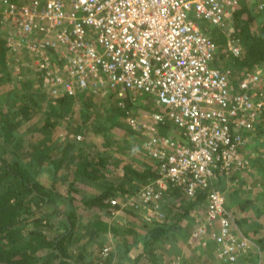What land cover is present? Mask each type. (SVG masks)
<instances>
[{"label": "built area", "instance_id": "2783aa9c", "mask_svg": "<svg viewBox=\"0 0 264 264\" xmlns=\"http://www.w3.org/2000/svg\"><path fill=\"white\" fill-rule=\"evenodd\" d=\"M243 1L0 0L3 19L12 23L8 44L35 57L53 99L81 92L114 94L120 104L127 95L158 98L160 111L131 114L128 121L159 177L111 205L155 210L169 186L189 199L205 192L206 214L192 238L213 240L224 264H236L251 240L235 226L217 182L248 168L242 149L264 110V69L237 78L217 66L220 45L207 28H219L228 51L240 55L234 19ZM109 253L104 248L98 264H119L107 260ZM172 264H181L180 257Z\"/></svg>", "mask_w": 264, "mask_h": 264}, {"label": "trees", "instance_id": "16d2710c", "mask_svg": "<svg viewBox=\"0 0 264 264\" xmlns=\"http://www.w3.org/2000/svg\"><path fill=\"white\" fill-rule=\"evenodd\" d=\"M262 3L264 0H244L235 14L234 27L236 36L241 40V53L233 55V65L221 64L226 52L224 48L219 49L215 64L231 67L237 78L244 77L247 72L264 69ZM259 18L262 19L257 21ZM0 22H3V25L0 23V72L4 69L8 71L6 75L0 73L1 80L9 79L8 63H13L12 56H24L25 48L17 51L8 44L11 25L3 19L1 7ZM4 26L7 28L1 29ZM207 31L221 47L226 44V36L216 31L215 27H208ZM28 38L35 39V36L31 34ZM24 68L22 66L21 70ZM21 73L24 75L17 79L23 90L36 91L40 87L37 86L40 82L34 79L39 74L37 67L29 69L32 78H27L24 71ZM21 92L15 91L13 95L5 93L6 99L4 95L0 96V264H98L103 261V247L110 240L108 233H119L118 227L110 222L113 211L110 200L134 193L159 177L155 160L150 158V163L139 169L134 163L111 161L108 150L96 144L95 137L103 135L104 144L109 149L111 142L107 139L106 130L114 128L118 119L127 116L135 107V99L127 95L122 99V105L121 99L113 94L118 104L109 108L110 125L103 127L90 119L91 109L101 93L63 95L45 109L44 98L37 99L33 95L24 98ZM77 104L81 105V109ZM145 110L152 112L157 107ZM79 112L82 119L77 117ZM39 114L43 116L42 121L31 126L32 119ZM133 132L131 130V134ZM37 135L41 137L35 139ZM78 135L82 139L79 140ZM141 138L137 133L135 140L141 141ZM26 139L32 142L26 144ZM253 140L255 149H263L264 110ZM45 166L50 172L47 180L41 179L39 174ZM34 168L38 169L37 172ZM121 170L124 174L120 179ZM164 195L167 198L166 205H163L164 218H157L153 224L144 222L143 230L134 232L133 243L138 247L142 245L138 259L144 255L153 259L157 252L163 253L169 244L171 251L167 252L171 256L164 263L171 264L177 258L179 249L172 245L170 238L186 239L190 236L192 227L199 224L196 222L194 225V210L205 206L206 193L200 192L196 198L188 200L181 188L169 186ZM245 207L246 204L240 205L243 210ZM86 211L91 216L85 214ZM243 220H238V224L250 237ZM126 231L134 230H124L126 242H129ZM200 241L209 246L213 240L201 237ZM260 241V247L264 249V237ZM199 245L202 248L197 255L202 259L199 264H213L212 252L208 258L204 257L206 249ZM181 264L195 262L192 258L183 257Z\"/></svg>", "mask_w": 264, "mask_h": 264}, {"label": "rangeland", "instance_id": "374dc122", "mask_svg": "<svg viewBox=\"0 0 264 264\" xmlns=\"http://www.w3.org/2000/svg\"><path fill=\"white\" fill-rule=\"evenodd\" d=\"M264 4V3H263ZM262 18H259L257 21H260ZM10 29V28H9ZM8 31V29H7ZM216 31H219L222 33V31L219 28H216ZM241 43V42H240ZM220 48H224L225 55L221 59V64L223 66H231L233 55L228 51L226 44L221 47V44L219 43ZM219 48V49H220ZM27 55L22 56L18 59L17 62H14L15 60H12L13 63L9 64V72L10 77L2 78L0 80V96L4 95V98L6 99L5 93L8 94H15V91H22L21 95L26 98L31 95H33L37 99H45L44 107L45 109H48L50 107V104H55V100L53 99L43 88L42 84H37L39 87L36 91H25L19 86V82L17 78H20L24 73H21L22 71L26 72L25 76L29 78L31 77V74L29 73V69H33L35 66L30 58H27ZM31 61V62H30ZM33 67L31 66V64ZM22 66H25L24 69L21 70ZM39 67V66H38ZM37 67V72L39 73L37 78L35 76L34 79H37L38 82L42 83V77L44 73V69ZM234 68V66H232ZM231 68V67H230ZM264 68V64H263ZM232 69V68H231ZM234 71V70H233ZM8 71L6 69L2 70L0 73L3 75H6ZM37 74V73H36ZM32 78V77H31ZM35 88V87H34ZM32 92V93H31ZM11 97V96H10ZM118 99V98H117ZM114 98L110 94H104V95H98L96 98V105H94L91 109V121L95 120L96 123H98L100 126L106 127L110 125V109L114 106H117L118 100ZM80 104V103H79ZM77 104L76 106L81 109V105L79 106ZM123 105V104H122ZM150 107H162V104L158 100V98L153 94H140L136 96L135 98V107L125 116V118L118 119L117 123L114 128L106 130L107 132V139L110 140V146L109 149H107V145L104 144V136L99 135L96 136V144L99 146V148L103 150H108V158L110 157L112 160H119L122 161V164L125 162H130L136 164L137 168L144 169L146 163H150V158L144 153L142 149V142L143 138H141V141L135 140L136 134H131V127L129 125V115L131 114H140L141 112L147 111L145 109ZM6 108V107H5ZM144 109V110H143ZM78 118L82 119L81 112L77 114ZM43 119V116L41 114L36 115L32 119L31 126L37 125L36 122H41ZM68 118L67 120H69ZM169 130V129H168ZM167 130V131H168ZM133 131V130H132ZM174 134V132H173ZM41 135H37L35 139L40 138ZM140 137V136H139ZM142 137V136H141ZM32 140L26 139L24 143L28 144L31 143ZM253 137L248 142L247 147L245 148L244 155L248 158L249 165L246 170H243L241 172H233L231 174H223L222 177L219 179L217 185L218 187L225 192L226 198H227V205L228 209L230 210L232 217L235 221V226L243 232V229L239 226L238 220L245 221L244 225L246 226V229L250 233V240H251V247L249 251L242 256L236 264H264V249L260 247L261 245V239L264 237V147L263 149H255ZM32 145V144H31ZM24 157V156H23ZM67 168V166H65ZM35 172H37V168ZM48 168L45 166L43 169V172H39L41 179L47 180L46 177L49 176L48 174ZM66 172L68 171L65 170ZM119 172V171H118ZM121 176L118 178H122V175L124 174L123 170L120 171ZM39 176V177H40ZM68 184V182L65 184V186ZM133 193H128L123 198H114L118 201H122L123 199L126 200V198L130 197ZM167 198L164 197L161 201L160 209L154 208H139V209H130V207H125L123 209L113 207V211L116 212V214H111L110 222L113 225H117L122 229H133L135 231L143 230V227L145 226L143 223L148 222L153 224L157 218H164L165 212L163 211V205H166ZM187 202V201H186ZM246 204V209H241L240 205ZM197 209V208H196ZM204 207L200 206L198 207V212L200 211V214L202 213L201 210H203ZM80 211L83 212V209L80 208ZM128 210V211H127ZM132 210V211H129ZM129 212V213H128ZM88 211L85 212L87 214ZM89 214V213H88ZM199 214V213H198ZM90 215V214H89ZM91 216V215H90ZM248 218V219H247ZM255 228L257 231H255ZM193 229V227H192ZM128 231H126V234ZM142 233V231H141ZM112 234L108 233L107 237H109L110 240H108L109 243H107L104 247H110V253L107 259H112L116 261L117 263H121L118 260V256L116 254V243L114 240L110 237ZM118 237L120 238V234H118ZM133 238V234H132ZM174 240L179 242V246L183 250V255L180 256V263L183 257L186 258H192L195 262V264H199L202 259H200L199 255L202 248L199 244L204 248L205 246H208L206 242L203 244L200 243V238L193 239L190 238V242L186 243L181 238L174 237ZM189 245V246H187ZM192 245V246H190ZM205 249V248H204ZM208 250V251H207ZM103 251V250H102ZM206 255L204 257L208 258L209 253L212 252V248H206L204 251ZM161 253V252H160ZM158 253L156 260L157 264H165V260L169 259L171 256H164V260L161 263V259L163 255H160ZM161 256V257H160ZM160 257V259H159ZM102 258L105 259L102 255ZM140 264H148V258H141L139 259ZM173 262V261H172ZM100 263V262H99ZM213 264H220V261L217 260L216 255L214 256L212 260Z\"/></svg>", "mask_w": 264, "mask_h": 264}, {"label": "crops", "instance_id": "0c3cea01", "mask_svg": "<svg viewBox=\"0 0 264 264\" xmlns=\"http://www.w3.org/2000/svg\"><path fill=\"white\" fill-rule=\"evenodd\" d=\"M19 1H22V0H19ZM0 23H2L1 25H3V22H0ZM10 24H12V23H10ZM5 27L7 28V26H4V27H1V29H5ZM10 29H12V25H11V28ZM7 30V29H6ZM50 51H52V50H50ZM51 53V52H50ZM24 55H27L28 57L27 58H30V60L32 61V63L35 65L34 67H33V65H32V63H30L31 64V66L33 67V69L34 68H36V67H38L37 65H36V63H34V60H35V57H33V56H30V55H28L27 53H24ZM50 55V54H49ZM51 55H52V53H51ZM12 58L15 60L14 62H17L18 61V59L19 58H21L20 56L18 57V56H12ZM34 60H33V59ZM52 59H53V62H54V64H56V65H58V66H61L62 65V62H61V60H59V59H57L56 58V56L53 54L52 55ZM30 61V62H31ZM40 84H42V83H40ZM162 109V107H157V111L159 110H161ZM166 191V190H165ZM165 191H164V193H165ZM165 196V195H164ZM186 196V195H185ZM186 198H187V196H186ZM188 200H190L189 198H187ZM206 202H205V206H204V209L203 210H201V214H200V211L198 212V209H195L194 210V215H195V218H194V225L196 226V224L198 223V222H200V221H202L203 219H204V217H205V214H206V203H207V199L205 200ZM132 209V208H131ZM129 211H132V210H129ZM199 213V214H198ZM197 222V223H196ZM196 223V224H195ZM198 226V225H197ZM116 227H118V229H119V233H117L116 235H113L112 234V239L114 240V242L116 243V254H117V256H118V260L121 262L120 264H140L139 262V259H141V258H143V257H145V258H148V264H157L156 262H158L157 260H156V258H157V254H158V252L155 254L156 256H154L153 257V259H150V257H149V255H144V256H142V257H140L139 259L137 258L138 256H139V253H141L142 252V245L141 246H139L138 247V245L136 244H134L133 243V239L136 237V235H135V230L133 231V232H128V234H127V236L129 237V242H126V238L124 237V230L125 229H122V228H120L119 226H117L116 225ZM196 228V227H195ZM195 228H193V229H191V231L193 232V230L195 229ZM121 229V230H120ZM180 230V229H179ZM178 233V232H177ZM180 233V232H179ZM118 234H120V238L118 237ZM132 234H133V238H132ZM192 234V233H191ZM190 234V236L189 237H187L186 239H183V241L185 242V244L186 243H188V242H190V238H192V235ZM111 237V236H110ZM176 237V236H175ZM185 237V236H184ZM178 238H180V237H178ZM170 239H172V245H176L177 246V248L179 249V254L177 255V257H180L181 255H183V250H185V249H182L181 250V248H180V246H179V242L178 241H176V240H174V237H171ZM181 239V238H180ZM161 244H162V242H161ZM132 245V246H131ZM168 245V247L167 248H165L164 249V251H163V253H160V255H163V257H162V261H161V263L163 262V260H164V256L166 257V256H168V250L169 249H171V247H170V245L169 244H167ZM187 246H189V245H187ZM190 246H192V245H190ZM173 247V246H172ZM193 247V246H192ZM212 248V254H213V256H215L216 255V252H215V243H214V241H212V244L211 245H209V246H205L204 248L206 249H208V248ZM169 251H171V250H169ZM208 251V250H207ZM161 257V256H160ZM170 258V257H169ZM216 258H217V256H216ZM218 260V259H217ZM172 264V263H171Z\"/></svg>", "mask_w": 264, "mask_h": 264}, {"label": "clouds", "instance_id": "9594fccd", "mask_svg": "<svg viewBox=\"0 0 264 264\" xmlns=\"http://www.w3.org/2000/svg\"><path fill=\"white\" fill-rule=\"evenodd\" d=\"M228 207V206H227Z\"/></svg>", "mask_w": 264, "mask_h": 264}]
</instances>
